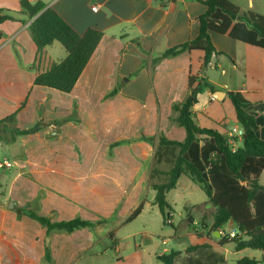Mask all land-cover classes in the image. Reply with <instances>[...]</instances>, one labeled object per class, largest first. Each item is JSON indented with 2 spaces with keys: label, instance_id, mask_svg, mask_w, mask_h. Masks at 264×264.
Returning <instances> with one entry per match:
<instances>
[{
  "label": "crops",
  "instance_id": "crops-1",
  "mask_svg": "<svg viewBox=\"0 0 264 264\" xmlns=\"http://www.w3.org/2000/svg\"><path fill=\"white\" fill-rule=\"evenodd\" d=\"M41 1L78 35L89 29L104 35L71 93L34 86L36 76L63 60L66 51L55 47L56 42L38 53L29 33L31 20L20 0H0L3 13L15 19L0 23V120L26 101L15 121L8 124V137L14 128L28 129L18 121H26L29 115L36 116L33 126L42 123L36 133L16 136L14 142L0 141V148L14 163L12 168L0 169V194L6 192V200H16L21 207L54 222L79 217L104 223L72 233H48L26 215L12 216L0 201V264H49L47 251L50 264H161L158 257L169 251L145 260L141 250L145 237L140 243L135 239L141 233L128 231L119 237L104 228L112 221L128 226L137 219L129 217L139 206L143 211L146 192L155 197L149 180L156 165L157 144L142 141L141 136L163 133L170 140L186 139L185 129L170 121L171 108L188 96L189 77L197 75L214 89L202 84L193 108L202 128L217 129L224 136L234 128L241 129L228 98L229 92L238 91L252 103L250 113L258 120V135L264 138V48L213 32L212 42L224 55L215 54L205 71L204 54L194 51L161 60L151 79L150 66L143 68L144 62L150 64L165 50L195 38L198 17L206 13V6L191 0ZM231 1L244 11L264 15V0ZM214 70L220 76H214ZM101 83L106 89H98ZM116 88L118 93L108 97ZM64 119L68 121L61 123ZM235 138L238 147L242 139ZM121 141L124 143L110 148ZM229 226L235 225L230 222ZM203 232L194 235L198 242L189 243L208 246L209 251L196 259L227 264L228 255L237 252L234 244L222 246L220 238ZM173 239L182 242L179 235ZM123 247L131 253L123 255ZM177 251L183 257V251Z\"/></svg>",
  "mask_w": 264,
  "mask_h": 264
},
{
  "label": "trees",
  "instance_id": "trees-1",
  "mask_svg": "<svg viewBox=\"0 0 264 264\" xmlns=\"http://www.w3.org/2000/svg\"><path fill=\"white\" fill-rule=\"evenodd\" d=\"M207 7L206 13L198 17L199 30L195 38L165 50L159 57L145 61L143 68L150 66V78H153L155 66L166 58L182 54H191L198 51L204 54L202 71H205L217 51L212 42V33L229 35L231 39L251 46L264 48V15L253 11H244L231 0H191ZM20 5L31 20L29 32L37 46L38 53L45 48L59 43L66 51L67 56L46 71L39 73L33 81L34 86L49 88L69 94L73 91L86 66L90 62L104 33L89 29L85 34L78 33L51 7L39 0L31 2L20 0ZM0 9V23L15 20L12 16L3 13ZM2 34L0 33V37ZM135 72L132 76L137 75ZM199 77H189L188 96L172 106L170 121L186 131L183 142L170 140L163 133L156 136H141V140L157 146L155 164L169 160L172 164L167 171L154 165L149 184L155 192L154 205H157L164 220L171 217V206L167 196L170 190H175L182 176L193 179L215 207L213 214V231L220 232L232 222L236 227V236L231 240L220 236V244H234L236 251L254 250L264 251V186L261 177L264 171V138L257 132L258 120L250 113L252 103L241 92H229L228 98L235 107L236 119L244 134L242 144L234 146L226 136L217 129L202 128L195 119L193 108L198 104L200 86L210 88L211 84ZM196 83V84H195ZM118 93L114 89L108 97ZM24 101L20 108L11 115L0 120V141L14 142L16 136H25L36 133L42 128L41 122L29 129H15L8 137L7 126L13 123L19 112L25 107ZM64 119L61 123L67 122ZM59 123V122H57ZM236 139V138H235ZM238 139V138H237ZM116 142L111 149L123 144ZM142 212L139 206L129 217L136 218ZM26 215L36 220L47 229L48 233L67 232L90 228L104 223L92 222L82 218L65 221H52L35 211L18 208V216ZM242 236L243 238L239 237ZM208 246H188V254L198 252ZM181 252L171 250L158 257L163 264H176ZM45 261L51 263L50 252L47 251ZM254 258H240L237 264H259ZM182 264H206L193 258L185 259ZM216 264V263H215Z\"/></svg>",
  "mask_w": 264,
  "mask_h": 264
},
{
  "label": "rangeland",
  "instance_id": "rangeland-1",
  "mask_svg": "<svg viewBox=\"0 0 264 264\" xmlns=\"http://www.w3.org/2000/svg\"><path fill=\"white\" fill-rule=\"evenodd\" d=\"M241 1L243 4V0ZM258 4L259 3L256 2L257 6ZM260 5H263L262 1H260ZM262 10L264 12V9ZM55 45V47L63 49L59 43H56ZM213 74L214 76H220V72L216 70L213 71ZM98 86V89L100 90L106 89V86L102 83L101 85L98 84ZM34 117L36 118L35 115H29L26 117L28 118L26 121L20 119L18 123H20L21 126L22 122L24 124L23 126L28 127V129L32 128L35 124L34 121L36 120ZM35 122H37V120ZM15 129L16 128H14V130ZM157 143L158 142H156V144ZM5 157L10 160V155L4 150V148H0V161H4ZM156 165L164 171L169 170L172 166L169 160L163 161L162 163ZM262 184L264 185V173L262 176ZM153 196V192H146L144 198H146L147 201L144 204L143 211L139 216H137V219L132 223H129L128 226H124V224L116 225V222L112 221L108 227L104 228L108 231L114 230L119 237L125 236L128 231L141 233L135 239L136 243H140L141 237H145L141 245V250L144 251L145 260H147L149 257H154V255L157 253L162 254L166 251L170 252L171 250H181L184 253L183 257H179L176 260V264H182L185 262V258L188 256V253L185 252V249L189 246V243H195L199 240L194 235L204 231L203 234H208L206 236H215V234H212L213 214L215 208L213 204L210 203L208 197L203 192L201 187L196 184L193 179L190 180L185 176L180 178L177 188L172 191L170 190L168 193L167 200L172 209L171 217L169 219L170 221L168 219H163L158 206L154 205ZM6 197L7 194L3 191L0 194V201L4 202V207H6L8 210H11L10 213L12 216L18 213V208H25L21 207L18 202L16 203V200L14 202L10 199L6 200ZM9 202L14 203L12 209L8 208ZM225 229L228 231L237 230L235 226H229V224ZM175 235H179L182 242L175 241L173 239ZM239 237L243 238L241 235ZM204 239L205 240L203 241H207V238ZM131 241H133V239H131ZM126 243L127 241H124L123 244L125 245ZM101 248L102 246H98V249ZM131 251H133V249ZM208 251V248L202 249L193 258H199L200 256H203V253H207ZM121 252L123 255L131 253L130 251H126L124 247L122 248ZM228 256L229 260L227 261V264H237V259H242L245 257L256 258V260L260 261L259 264H264V251L246 250L243 253L240 251H233V253L229 254ZM84 262L86 261L83 260V263ZM217 264L223 263L219 262Z\"/></svg>",
  "mask_w": 264,
  "mask_h": 264
},
{
  "label": "built area",
  "instance_id": "built-area-1",
  "mask_svg": "<svg viewBox=\"0 0 264 264\" xmlns=\"http://www.w3.org/2000/svg\"><path fill=\"white\" fill-rule=\"evenodd\" d=\"M93 10H96V7L93 8ZM244 134V130L243 129H232L231 131H229V133L227 134V138L228 140L234 145L236 146V140L235 137H241ZM14 165V163H12L11 161L5 159L4 161L0 162V169H8V168H12ZM169 220V219H168ZM170 221V220H169ZM236 231H228L226 229L221 230L219 232L220 236L223 237H228L229 239H232L236 236Z\"/></svg>",
  "mask_w": 264,
  "mask_h": 264
},
{
  "label": "water",
  "instance_id": "water-1",
  "mask_svg": "<svg viewBox=\"0 0 264 264\" xmlns=\"http://www.w3.org/2000/svg\"><path fill=\"white\" fill-rule=\"evenodd\" d=\"M218 93H221V92H218ZM217 93H214L213 95H214V97L215 98H217V99H219V96L218 95H216ZM221 95H223V93H221ZM13 204L14 203H12V202H9V209H12L13 208ZM215 236H217V238H220V234H219V232L218 231H215Z\"/></svg>",
  "mask_w": 264,
  "mask_h": 264
}]
</instances>
